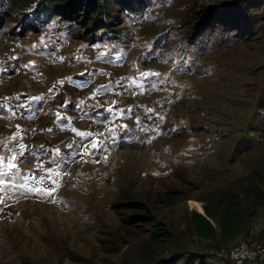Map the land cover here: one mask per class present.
<instances>
[{"label": "rangeland", "instance_id": "374dc122", "mask_svg": "<svg viewBox=\"0 0 264 264\" xmlns=\"http://www.w3.org/2000/svg\"><path fill=\"white\" fill-rule=\"evenodd\" d=\"M234 5L252 8L249 40L182 49L193 14L231 21ZM153 14L129 46L0 28V173L28 169L17 183L0 177V264H264V203L251 215L246 195L264 190V0H167ZM169 30L146 63L139 43ZM146 70L159 75L150 85L128 79ZM37 98L36 117L13 112ZM133 105L156 120L142 124ZM122 123L135 145L114 143ZM35 146L28 165L19 157ZM223 195L239 196L247 225L233 238L198 235L193 212ZM160 227L171 236L154 243Z\"/></svg>", "mask_w": 264, "mask_h": 264}, {"label": "trees", "instance_id": "16d2710c", "mask_svg": "<svg viewBox=\"0 0 264 264\" xmlns=\"http://www.w3.org/2000/svg\"><path fill=\"white\" fill-rule=\"evenodd\" d=\"M166 1L167 0H0V28L5 29V32L8 34H15L18 36L24 35L27 31L48 33L49 31L62 29L65 30V32H69L71 38L81 37L90 44L110 42L111 45L118 44L121 46L122 44H127L129 46L130 41L134 39L135 33L138 32L137 27L144 21L153 19V13L157 12V8ZM232 3H234V1ZM228 6L229 3L227 6L222 7L225 8L223 10L226 11ZM234 8H236L234 9L236 13L238 8L236 5H234ZM251 11L252 8L249 6L239 7L236 13L237 16L232 17L231 21L227 20V18L230 17L229 14L225 13V15H223L224 17H219L216 11H212L210 14L207 13L208 15L204 16H202L200 12L198 16L193 14L192 22L187 30L190 34L187 35L188 38L185 39L182 49L188 50L191 46H194L202 49V51H207L213 46L220 45L224 41L222 39L223 37L235 36V39L242 37L249 40L247 38L248 35H250L249 33L254 32L257 28ZM151 12L153 13L150 14ZM120 24L121 27H119ZM132 29L134 31H131ZM218 31L221 32V36H219V39H214V34ZM163 33L164 34L160 33L155 36L148 43L143 41L139 43L144 50L147 60L146 63L150 64L153 61H157L159 59L158 57L161 56V49L164 48L167 44L166 42L170 38V30ZM187 64L189 66L188 68H192V63L188 62ZM158 76L156 72L154 74H148L146 70L141 73L130 72L128 79L131 83H133L134 80H138L140 84L143 83L145 87L150 85ZM41 103V99L37 98V102L18 103L17 105H12V108L16 109V111H13L15 114L18 113L21 115L19 116L20 118L32 119L38 114L37 109L34 108L32 104L40 105ZM133 106L135 112L141 114L138 119L141 120L142 124H145L147 120H156V115H154L153 111L148 112L145 108ZM101 114L107 115L108 113L102 108L99 110L93 109L90 113L91 116H102ZM80 115L84 116L82 113H80ZM122 124L123 126L120 128L117 134L118 136L114 138V143L121 146L135 145L138 141L135 140L136 135H133V133L127 129L129 128L128 124ZM34 148L36 155L30 152L33 154V157L30 153H26L27 156L24 154L19 158L23 159L22 161L24 162L27 161V164L30 165L32 160L35 159V156L37 159L38 154H40V148L38 146ZM27 171L28 169H24L19 171V174H16L15 170L9 173L2 170L1 172H3V174L0 173V177L9 182L17 183V181H23V176L26 175ZM12 189H17L11 193L16 195H20V192L25 190L19 189V186H15ZM248 190L246 195L251 194L253 196L251 205L253 211L250 214L255 215L258 208L264 203V190L258 184L252 185ZM194 206L203 209L199 201L195 202ZM205 211L206 213L194 211L192 215L196 231L198 235L202 237L215 238L218 237L217 235H221L225 238H233L248 222L246 221V210L243 208L242 200L238 195L232 197L228 195L220 196L214 203L207 205ZM212 218L216 219L217 225L213 223ZM170 236V231H166L163 227H160V230L152 234L151 240L154 243H159ZM150 243L146 244V246H150ZM195 255L196 253H193V256H190L192 260L193 258L197 259ZM206 257L198 258L200 262L204 263L207 262ZM177 259H179V256L174 258L175 261L172 259L173 263H175Z\"/></svg>", "mask_w": 264, "mask_h": 264}, {"label": "built area", "instance_id": "2783aa9c", "mask_svg": "<svg viewBox=\"0 0 264 264\" xmlns=\"http://www.w3.org/2000/svg\"><path fill=\"white\" fill-rule=\"evenodd\" d=\"M243 248H245V245H243ZM259 249L257 250V252L261 255V258H264V247L263 246H259ZM233 259H236L238 263H241L242 260V256H245V253L242 250L239 249H233L231 251V255H230Z\"/></svg>", "mask_w": 264, "mask_h": 264}, {"label": "snow or ice", "instance_id": "6c2138e0", "mask_svg": "<svg viewBox=\"0 0 264 264\" xmlns=\"http://www.w3.org/2000/svg\"><path fill=\"white\" fill-rule=\"evenodd\" d=\"M15 159V155L13 156V160ZM3 163V157H0V164H2ZM9 165L11 166V167H15V164L13 163V161L12 160H10L9 161Z\"/></svg>", "mask_w": 264, "mask_h": 264}]
</instances>
